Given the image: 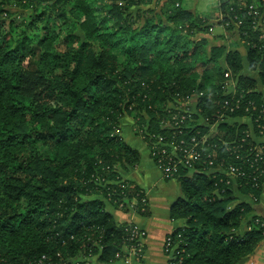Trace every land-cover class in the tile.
I'll use <instances>...</instances> for the list:
<instances>
[{
	"label": "trees",
	"instance_id": "trees-1",
	"mask_svg": "<svg viewBox=\"0 0 264 264\" xmlns=\"http://www.w3.org/2000/svg\"><path fill=\"white\" fill-rule=\"evenodd\" d=\"M18 1L0 0V264H37L43 256L50 264H121L116 255L130 243L131 224L119 223L110 207L150 212L144 190L122 174L142 161L122 136L125 119L152 151L160 136H208L217 146L206 152L232 161L222 140L240 139L247 124L238 119L249 113L228 112L235 122L213 134L210 127L226 100L244 94L263 102L264 45L255 34L256 47L242 44L257 79L244 73L240 50L206 36L209 17L183 0H24L35 19L28 29L39 32L11 39L1 29L14 24ZM258 5L264 12V0ZM232 7L249 28L245 9L219 0L221 13ZM228 80L237 88L228 91ZM190 99L199 112L179 128L169 110ZM176 179L182 197L172 218L184 225L171 261L238 264L255 253L264 241L263 187L234 188L196 169ZM242 225L249 230L239 234Z\"/></svg>",
	"mask_w": 264,
	"mask_h": 264
},
{
	"label": "built area",
	"instance_id": "built-area-1",
	"mask_svg": "<svg viewBox=\"0 0 264 264\" xmlns=\"http://www.w3.org/2000/svg\"><path fill=\"white\" fill-rule=\"evenodd\" d=\"M231 5H236L240 10H246L248 16L251 18V26L245 27V20L241 15H231V12H235V7L230 8V12L221 13L220 19L233 25V27L243 36V42L247 45L256 47L250 37V35H256L259 41L264 45V12L260 10V6L253 2L248 4L247 0H229ZM244 28V29H243ZM243 30V31H241ZM226 77H230V74H226ZM226 87L228 91L236 89V83L231 80L226 81ZM171 120L175 126L179 128L190 119L191 114L198 113V105L191 99L187 101H178L177 104L172 105ZM244 109L249 114L244 115L247 122H241V124H247V128L243 131V136L238 140L225 141L222 140V147L230 155V160L226 161L225 158L219 161L218 153H207L206 150L210 147L217 146L216 144H207L208 136H204L202 140L193 136L190 140L178 139L175 137L169 142L164 141V138L160 136L158 138V146L156 150L152 151V158L158 156L157 160H154L162 173V177L165 180L176 179L179 172L182 169H187L196 172L206 173L213 176L214 180L220 178L219 182H223L226 185H232L237 188L239 182L251 185L253 188L259 189L264 186V100L261 104L257 105L254 100H246L244 94L240 95V98L235 101L226 100L217 112L218 120L211 125V134H213L217 127L223 122L233 123L231 116L228 112L235 113L237 110ZM242 118V117H241ZM235 119V118H234ZM239 120V119H238ZM182 134L183 130L174 132ZM192 172H187L186 176H192ZM250 196V195H249ZM256 200V198L254 197ZM215 200L214 197L210 199ZM230 209L232 207H229ZM130 242L126 245L123 253H117V257L120 258L121 264H134L140 262L143 257L146 231L131 224L129 231ZM183 241V232L180 230L173 231L167 235L164 245L166 255L169 256L170 261L175 259V252L179 248L178 245ZM181 251L178 250L177 254ZM172 264H181V261L173 262ZM37 264H50L48 258L43 256ZM78 264H93L89 259L83 263Z\"/></svg>",
	"mask_w": 264,
	"mask_h": 264
},
{
	"label": "crops",
	"instance_id": "crops-1",
	"mask_svg": "<svg viewBox=\"0 0 264 264\" xmlns=\"http://www.w3.org/2000/svg\"><path fill=\"white\" fill-rule=\"evenodd\" d=\"M200 2L202 1L183 0V6L201 16L220 17L219 0L217 4L218 12L216 14L205 12L204 8L199 6ZM255 2L259 4V0H255ZM219 44L222 43L219 42ZM241 45L240 43H234L233 46L236 47L226 46L229 49H238L242 52L244 73L258 79L257 74L250 70L246 58V49H241L243 48ZM258 89L261 93H264V85L259 83ZM239 121L247 122L248 120L242 117L239 118ZM200 123L206 124V121L200 118ZM136 142L140 145L139 153L141 154L142 152V163L140 162L141 165L134 167L132 170H124L123 175H126L129 180L144 190L150 212L144 216L133 209L122 210L114 206L110 207V211L119 223H130L146 231L142 260L134 264H172L169 256L165 253L164 245L167 235L173 231L180 230L184 225L182 220L172 218V209L182 197L180 183L177 179L165 180L157 165L150 158L145 141L143 142V140L138 139ZM144 151H147L148 154H145ZM260 207V211L264 212V187L261 193ZM247 230H249V227L242 225L239 234H244ZM238 264H264V241L258 245L252 256H249Z\"/></svg>",
	"mask_w": 264,
	"mask_h": 264
},
{
	"label": "rangeland",
	"instance_id": "rangeland-1",
	"mask_svg": "<svg viewBox=\"0 0 264 264\" xmlns=\"http://www.w3.org/2000/svg\"><path fill=\"white\" fill-rule=\"evenodd\" d=\"M201 1L202 2H200L199 6L201 8H204L205 12L213 13V14L214 13L216 14L218 12V8H217L218 0H201ZM24 2H25L24 0H19L16 3L15 2L11 3V7L14 10V13L11 16V19L14 20V24L11 25L9 23V21H7L6 25H4L1 29L2 34L3 35L8 34L9 38H11V39H14L15 35L18 36L19 34L21 35L24 32H28V34H30V36H32V37L36 36L39 32L38 27L28 29V26L33 24V22H35V19H34L33 14H32L33 13L32 6L30 4H26V9H24V7H22V5H24ZM155 7L156 6L154 3H152L151 5H147V6H142L143 10H148L150 8H155ZM136 9L137 8H135V10ZM204 17H207V16H204ZM165 19L166 18L164 17V20ZM208 21L211 24V27L209 29L210 33H208L206 36L209 37L210 40L214 44H218L220 42V43L224 44L225 46L227 45L228 47H236V46H233L234 43H240V44L244 43L242 36L239 34V32H237V30L233 27V25H230L229 23L224 22V21H223V25H222V20L220 19V17L219 18L218 17H216V18L215 17H209ZM60 22H63V21H60ZM20 24L24 25V27H22V29L18 26ZM58 26H59V24H57L53 28L58 31V28H59ZM241 49L244 50L245 48L243 47ZM201 75H202V72L200 71L195 76H197L198 80H201L202 79ZM122 128H123L122 129L123 130L122 136H123L124 140H126V142L132 148L137 149L140 152V147H139L140 145L136 141L138 139L139 140H143V139L141 136L136 134V124H135V121L133 120V118L128 116L125 119V122H124V125ZM143 142H144V140H143ZM146 146H148L147 150H148V153L150 154L149 156L151 158V148L147 143H146ZM144 152H145V154H148L147 151H144ZM141 154H142V152H141ZM153 162H154V160H153ZM141 163L140 162L139 163H132V164H130L131 166L129 167V169L132 170L134 167L141 165ZM122 174H124V170H122ZM125 179H128V177L126 175H125Z\"/></svg>",
	"mask_w": 264,
	"mask_h": 264
}]
</instances>
